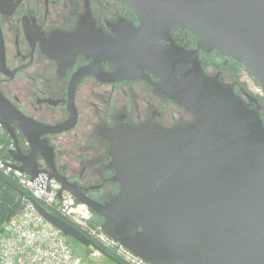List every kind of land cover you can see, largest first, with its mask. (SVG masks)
I'll list each match as a JSON object with an SVG mask.
<instances>
[{"label":"water","instance_id":"1","mask_svg":"<svg viewBox=\"0 0 264 264\" xmlns=\"http://www.w3.org/2000/svg\"><path fill=\"white\" fill-rule=\"evenodd\" d=\"M140 25L116 39L109 58L119 75L154 69L156 88L192 111L195 123L175 129L120 127L110 134L118 192L106 203L84 196L59 173L42 135L61 129L27 119L0 92V123L14 143L8 163L34 179L47 173L103 219L102 231L151 264H264V118L233 88L207 77L200 51L241 63L264 98V0H120ZM173 29L197 37L187 50ZM115 47V49H114ZM253 100L264 104L260 97ZM19 129L30 144L21 148ZM41 157L45 168H40ZM27 196L55 227L116 264H125L73 223Z\"/></svg>","mask_w":264,"mask_h":264},{"label":"flooded vegetation","instance_id":"2","mask_svg":"<svg viewBox=\"0 0 264 264\" xmlns=\"http://www.w3.org/2000/svg\"><path fill=\"white\" fill-rule=\"evenodd\" d=\"M139 25L120 0H0V92L27 119L61 129L42 135L55 149L59 173L101 203L120 188L111 165L112 131L142 125L175 129L197 119L156 88L154 69L111 79L119 75V64L108 56L114 41ZM171 35L179 46L197 48L188 30L173 29ZM199 58L209 79L233 88L264 114V104L238 79L239 62L216 50L200 51ZM17 134L29 153L28 140L19 129ZM38 163L46 167L41 157Z\"/></svg>","mask_w":264,"mask_h":264},{"label":"built area","instance_id":"3","mask_svg":"<svg viewBox=\"0 0 264 264\" xmlns=\"http://www.w3.org/2000/svg\"><path fill=\"white\" fill-rule=\"evenodd\" d=\"M257 91L263 95L261 88H258ZM0 130L6 131L1 123ZM26 144L28 143L26 142ZM8 149H14L12 140ZM11 162L13 161L0 159V170L4 174L12 176L29 196L59 216L74 222L92 239L98 240L102 244L106 238L111 239L131 255L135 264H151L134 255L105 234L101 226L95 230L88 229L85 223L90 218L89 208L66 190L59 197L62 185L57 179L50 178L47 173H40L31 179L8 165ZM0 264L85 263L72 247L69 237L51 224L38 211L33 202L24 196L20 211L0 225Z\"/></svg>","mask_w":264,"mask_h":264},{"label":"trees","instance_id":"4","mask_svg":"<svg viewBox=\"0 0 264 264\" xmlns=\"http://www.w3.org/2000/svg\"><path fill=\"white\" fill-rule=\"evenodd\" d=\"M245 84V83H244ZM246 85V84H245ZM259 97V96H258ZM262 101H264L263 96L260 97ZM262 117L264 118V114L262 113ZM11 137L8 135L7 131H1L0 130V159L2 160H12L11 155L9 153V145L11 143ZM25 191L17 182L16 180L10 176L4 174L0 170V225L3 224L5 221H7L11 216L16 214L18 211H20L23 203V197L24 195L19 191ZM27 193V192H26ZM50 209V208H49ZM51 210V209H50ZM54 212V211H53ZM55 213V212H54ZM67 221L73 223L76 227L77 225L72 222L71 220L64 218ZM79 228V227H78ZM82 230V229H81ZM84 232V231H83ZM85 233V232H84ZM74 244H77L81 246L82 248L90 251L93 249V247H85L73 239H71ZM94 240V239H93ZM103 249L110 252L112 255H114L117 259L121 260L123 259L118 256V254L112 250L107 248L104 244L99 242L98 240H95ZM73 243L72 247H73ZM74 248V247H73ZM95 249V248H94ZM75 250V249H74ZM107 257V256H106ZM108 258V257H107ZM110 259V258H109ZM111 260V259H110ZM112 261V260H111ZM114 262V261H113Z\"/></svg>","mask_w":264,"mask_h":264},{"label":"rangeland","instance_id":"5","mask_svg":"<svg viewBox=\"0 0 264 264\" xmlns=\"http://www.w3.org/2000/svg\"><path fill=\"white\" fill-rule=\"evenodd\" d=\"M237 72L239 73L238 79H240L241 82H244L246 84L248 90L254 95L262 97V95H260V93L257 91L260 86L241 63L238 64ZM89 215L90 218L85 223L88 229L95 230L99 226H101V223L103 221L102 217H100L97 213L92 212L91 210L89 212ZM69 240L70 243H73L71 238H69ZM103 243L107 248L114 250L118 254V256L123 259L125 264H135L132 261L131 255L125 249L121 248L117 243L113 242L111 239L106 238ZM73 247L85 264H116L115 262L107 258L103 253L94 248L88 251L74 243Z\"/></svg>","mask_w":264,"mask_h":264}]
</instances>
